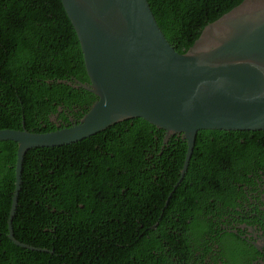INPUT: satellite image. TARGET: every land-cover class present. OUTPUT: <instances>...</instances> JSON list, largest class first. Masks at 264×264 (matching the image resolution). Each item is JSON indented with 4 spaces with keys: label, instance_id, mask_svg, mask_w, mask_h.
Instances as JSON below:
<instances>
[{
    "label": "trees",
    "instance_id": "trees-1",
    "mask_svg": "<svg viewBox=\"0 0 264 264\" xmlns=\"http://www.w3.org/2000/svg\"><path fill=\"white\" fill-rule=\"evenodd\" d=\"M243 1L147 0L159 28L179 54L192 47L207 25ZM59 80L89 81L76 33L61 1L0 0V130L19 131L24 119L28 132H49L53 129L49 116L60 106L86 108L87 113L97 98L83 89L58 84ZM152 133L164 136L163 130L142 119H129L74 144L26 153L13 236L47 252L19 248L8 238L17 144L0 142V264H150L140 240L149 235L152 224L164 221L158 219L162 206L156 220L142 222L139 233L125 230L133 222L71 218L77 198V204L85 206L78 209L80 217L94 211L91 218L125 202L108 195L106 186L111 179L115 184L121 178L135 190L137 169L143 167L138 156L142 150L136 148L144 146ZM171 139L173 147L162 158L156 156L158 179H142L151 193L155 189L158 199L164 200L179 179L186 154L185 142L177 136ZM79 154L91 163L77 167ZM257 169H264V131H199L185 178L174 193L190 185L207 190L228 186L236 171ZM109 174L111 178L105 181ZM178 212L181 209H174Z\"/></svg>",
    "mask_w": 264,
    "mask_h": 264
},
{
    "label": "water",
    "instance_id": "water-1",
    "mask_svg": "<svg viewBox=\"0 0 264 264\" xmlns=\"http://www.w3.org/2000/svg\"><path fill=\"white\" fill-rule=\"evenodd\" d=\"M76 33L88 83L59 80L97 99L81 120L47 133L0 130V142L17 144L15 189L8 238L21 191L26 153L88 139L129 119H142L181 137L185 176L199 131H264V0H244L207 25L192 47L177 53L159 28L147 0H60ZM173 190V192H174Z\"/></svg>",
    "mask_w": 264,
    "mask_h": 264
},
{
    "label": "flooded vegetation",
    "instance_id": "flooded-vegetation-1",
    "mask_svg": "<svg viewBox=\"0 0 264 264\" xmlns=\"http://www.w3.org/2000/svg\"><path fill=\"white\" fill-rule=\"evenodd\" d=\"M85 109L58 107L49 116L53 127L49 132L77 124ZM171 138L165 140V133L162 138L152 133L144 140V146L136 148L142 150L138 156L143 159L139 164L143 167L137 169L135 184L138 185L134 191L121 178L115 179V184L113 179L107 184L106 193L124 203L101 217H89L94 211L84 212L87 216L80 217L78 209L83 210L85 206L77 204V198L75 217L71 220H123V224L133 222L125 230L139 233L142 222L156 220L157 209L162 206L158 219L164 221L152 224L149 235L140 240L150 264H264V169L236 171L228 186L217 185L207 190L190 185L176 194L173 188L165 200L158 199L156 190L151 193L145 180L158 179L156 156L162 158L173 147ZM168 156L172 157V153ZM75 161L77 167L91 163L84 154H79ZM110 178V174L105 176V181ZM144 207L153 209L142 211ZM178 208L181 212L174 213Z\"/></svg>",
    "mask_w": 264,
    "mask_h": 264
}]
</instances>
